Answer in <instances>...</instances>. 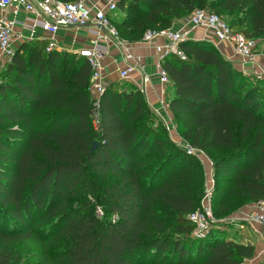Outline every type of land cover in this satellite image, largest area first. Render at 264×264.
Wrapping results in <instances>:
<instances>
[{
    "label": "trees",
    "instance_id": "16d2710c",
    "mask_svg": "<svg viewBox=\"0 0 264 264\" xmlns=\"http://www.w3.org/2000/svg\"><path fill=\"white\" fill-rule=\"evenodd\" d=\"M116 6L121 17L113 22L131 41L200 7L264 39V0H117ZM46 46L44 39L22 41L0 71V264H28L8 245L31 237L56 248L53 258L36 264H242L252 257L255 246L229 228L188 237L194 229L188 214L203 188L201 164L175 148L145 93L132 83H107L96 131L87 58ZM178 47L186 58L170 53L161 60L168 105L182 122L183 140L209 154L220 151L212 158L211 200L221 216L233 199L252 204L264 196V94L210 40L187 37ZM155 153L166 167L178 159L156 181L154 172L146 176ZM92 173L114 180L101 189Z\"/></svg>",
    "mask_w": 264,
    "mask_h": 264
},
{
    "label": "built area",
    "instance_id": "2783aa9c",
    "mask_svg": "<svg viewBox=\"0 0 264 264\" xmlns=\"http://www.w3.org/2000/svg\"><path fill=\"white\" fill-rule=\"evenodd\" d=\"M9 7L16 10L30 12L35 15L34 23L28 27L33 31V26L40 24L42 29L48 31L51 36L48 40L46 50L56 46L54 34L62 27L86 26L93 34L92 45L78 50V53L85 56L91 66L90 90L92 92L91 123L96 131L102 127L99 97L105 88V76L103 72V60L107 47L102 42H113L123 50V56L129 63L120 71L122 77L136 68H143L133 61V55L129 51L127 44L122 40L118 28L113 22L111 12H115L116 2L111 1L102 8L92 11L87 4V0H0V9L6 11ZM188 21L192 27L203 26L212 30L218 40L228 41L234 51L245 60H253L256 55L257 39L246 36L243 32L235 31L229 23L218 13L211 11L207 7H200L193 10ZM12 20L6 16L0 17V71L5 63L10 59L13 49V28ZM190 29L172 30L171 28H158L146 30L142 41H153L157 36H164L168 42L166 52H172L181 58H186L184 51L178 47V43L188 37ZM132 61V62H131ZM160 80L168 84L169 79L163 68L161 61L157 63ZM181 147L189 154L198 155V151H203L188 141L181 140ZM199 156V155H198ZM208 190L200 206L196 207L188 214L189 220L194 224L196 231L205 233L218 221L209 204ZM254 209L241 215L238 227L246 228L251 226L254 233L260 234L258 225L264 227V196L252 203ZM102 210L97 212L101 214Z\"/></svg>",
    "mask_w": 264,
    "mask_h": 264
},
{
    "label": "crops",
    "instance_id": "0c3cea01",
    "mask_svg": "<svg viewBox=\"0 0 264 264\" xmlns=\"http://www.w3.org/2000/svg\"><path fill=\"white\" fill-rule=\"evenodd\" d=\"M117 0H87V4L92 11L104 7L109 2ZM111 15L119 19L120 12H111ZM6 16L12 20L13 28V49H15L22 41L30 39H44L46 45L50 39L51 34L42 29L39 23L33 26V31L29 29V25L34 23L35 15L30 12L16 10L9 7L6 11L0 9V17ZM172 30L190 29L188 38H204L213 42L224 56L230 59L234 65L242 70H248L249 73H259L264 76V54L256 52L253 60H245L238 55L231 44L225 40H218L212 30L203 26L192 27L188 21L187 16L175 19L170 27ZM57 50H68L78 53V50L92 45L93 34L86 26H67L60 28L55 34ZM127 44L129 51L133 55V61L143 68H136L129 72L127 76L122 77L120 71L129 63L123 56L122 48L113 42H102L107 47L106 55L103 60V72L105 76V83L117 81L118 79H126L133 85L137 86L145 93L148 104L151 109L157 114L159 119L166 125L174 122V115L171 112L168 100L170 91L168 84L160 80L157 63L162 60L164 56L169 53L166 52L167 38L164 36H157L153 41H142L141 38L137 40H129L121 37ZM52 48V49H54ZM79 54V53H78ZM132 62V61H131ZM254 206L249 203L245 212H250ZM244 212V213H245ZM243 213V214H244ZM248 225H246L247 227ZM238 227V226H237ZM260 234L254 233L252 227L248 226L247 230H242V239L255 246V252L252 257L244 260L242 264H261L264 263V227L258 225ZM240 228V227H239Z\"/></svg>",
    "mask_w": 264,
    "mask_h": 264
},
{
    "label": "rangeland",
    "instance_id": "374dc122",
    "mask_svg": "<svg viewBox=\"0 0 264 264\" xmlns=\"http://www.w3.org/2000/svg\"><path fill=\"white\" fill-rule=\"evenodd\" d=\"M190 14L187 15V18L189 17ZM223 18H227L224 16ZM121 37H123L122 33L120 34ZM263 46H264V39H257L256 43V52L259 50V52L263 53ZM264 54V53H263ZM239 69V68H238ZM244 74H250L252 79V83H256L260 87V89L263 91L264 94V76L263 74L259 73H249L248 70H242L240 69ZM117 81H120L123 86L127 87L130 83L126 79H118ZM169 88V86H168ZM156 119V120H155ZM151 124H158L160 121L156 117ZM163 124V123H161ZM167 130V133L169 134L170 139L173 141L175 148H180L181 145V129H182V122L177 121L176 118L174 117V122L172 124L166 125L165 123L163 124ZM182 148V147H181ZM198 155L197 157L199 158L200 164H201V176L203 180V188L201 189V192L199 193V206L200 203L205 195V193L210 190L211 196L213 194V186H214V180H213V168H212V158L215 155H218L220 151L214 150L211 151V153L203 152L200 153V151L197 152ZM160 156L157 155L156 153L153 155L151 159H149V163L147 166V177L151 175L152 172H154L157 177L156 180L165 179L168 171H172L174 169V166L177 164L178 159H174L171 163V167H166L160 164ZM198 172H200L198 170ZM93 177L96 178L98 181V187L102 189V186L107 183V182H112L114 180L113 176H108V177H103L101 175H97L95 173H92ZM211 196H209V204L211 205L213 209V204L211 200ZM233 199L234 197H230ZM249 203H240V201L233 199L232 204H231V209L229 213L218 216L215 215L219 221L214 225V226H221L224 228H229L230 230H234L235 233L239 234V236L242 235V230H247L248 226L246 228H239L238 222L240 220L241 215L245 212V209L248 208ZM97 209L100 211L102 210L101 207L98 205ZM102 212V211H101ZM213 226V227H214ZM202 232L196 231L193 229L192 232L188 234V237H196L202 235ZM230 235H233V233H230ZM242 238V236H241ZM4 243L0 241V249L4 248ZM8 248H10L13 252H15V256H19L24 262H27L28 264H36L39 262H42L43 259H50L55 256V250L56 248L53 246V244H48L46 245V250L43 251V246H41L40 242L37 241L34 238H28V239H23L19 242H15L11 245H8Z\"/></svg>",
    "mask_w": 264,
    "mask_h": 264
},
{
    "label": "water",
    "instance_id": "95a60500",
    "mask_svg": "<svg viewBox=\"0 0 264 264\" xmlns=\"http://www.w3.org/2000/svg\"><path fill=\"white\" fill-rule=\"evenodd\" d=\"M97 145V141H94L93 144L91 145V151L95 149Z\"/></svg>",
    "mask_w": 264,
    "mask_h": 264
}]
</instances>
